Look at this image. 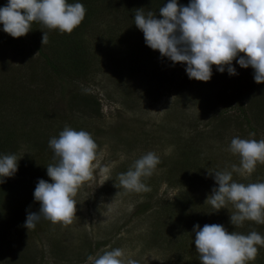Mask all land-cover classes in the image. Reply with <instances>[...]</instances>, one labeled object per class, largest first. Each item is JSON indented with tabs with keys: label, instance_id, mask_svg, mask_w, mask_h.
<instances>
[{
	"label": "rangeland",
	"instance_id": "rangeland-1",
	"mask_svg": "<svg viewBox=\"0 0 264 264\" xmlns=\"http://www.w3.org/2000/svg\"><path fill=\"white\" fill-rule=\"evenodd\" d=\"M77 3L84 5L86 15L71 35L50 30L49 42L43 46L42 36L34 37V31L45 29L35 23L22 38L24 44L5 39L0 44V127L10 136L8 132L20 128L30 133L18 134L12 145L18 149L14 154L18 167L25 170L36 162L46 169L40 179L49 183L51 161L46 160V145L40 141L58 138L65 126L87 131L98 146L93 176L74 196L77 211L70 225L52 224L41 217L29 230L24 227L28 212L40 209L35 190L20 193L13 176L4 178L0 182V264H89L90 255L115 248L124 251L125 264L129 259L137 264H200L194 243L197 224L201 228L219 224L229 233L256 231L264 236V224L245 221L235 227L230 222L236 211L232 204L219 211L205 204L218 187L209 172L240 166V157L229 151L231 140L264 139V84L255 82L254 70L242 68L240 75L232 76L213 65L210 81L190 79L186 64H174L154 50L148 58L140 53L145 38L135 23L131 26L127 13L116 12L107 0ZM127 38L133 41L131 51L139 53V62L149 64L135 67L139 75L144 73L141 78L126 74L133 56L125 46L130 44ZM57 50L77 51L80 59L88 61L86 71L81 74L76 66L74 75H53L48 65ZM114 64L117 67H111ZM240 81L245 93L240 102L243 112L238 103L229 104L235 97L239 101ZM75 93L92 96L99 101V110H86L82 103L68 105ZM148 152L160 161L150 177L142 178L150 191L120 187L119 174ZM106 165L110 171L100 175ZM28 178V173L19 174L18 184L26 186ZM233 180L245 185L263 182L264 164H257L250 176L233 172ZM257 247L259 257L264 247ZM257 260L249 264H260Z\"/></svg>",
	"mask_w": 264,
	"mask_h": 264
},
{
	"label": "clouds",
	"instance_id": "clouds-1",
	"mask_svg": "<svg viewBox=\"0 0 264 264\" xmlns=\"http://www.w3.org/2000/svg\"><path fill=\"white\" fill-rule=\"evenodd\" d=\"M134 11L135 25L143 32L146 45L174 64H186L190 79L210 81L213 65L219 72L227 69L229 75L235 76L233 61H236L241 68L251 67L255 82L264 84V0H190L187 6H180L178 0H168L158 10L162 17L159 19L152 11L146 14L143 9ZM85 15L82 3L69 4L67 0H8L0 8V24L13 38L26 36L35 23L71 35ZM42 31L44 46L49 37L47 31ZM49 147L55 160L47 166L52 183L38 181L34 198L40 209L28 212L24 224L28 230L34 229L41 217L52 224L70 225L77 211L74 196L93 176L98 146L87 131L65 126L58 138L49 140ZM229 151L240 157V166L233 165L231 171L209 172L218 187L212 189L205 204L217 211L232 204L236 211L230 215V222L235 227L245 221L264 224V182L245 185L233 180V172L250 176L257 164H264V139L234 137ZM159 162L155 153L144 154L129 170L119 174V186L127 191H150L142 178L150 177ZM17 171L14 154L0 156V181ZM109 171L106 165L99 174ZM194 232L200 264H249L259 253L257 246L264 247V236L256 231L244 235L229 233L219 224H206L203 228L197 224ZM123 257L124 251L115 248L90 255L87 260L89 264H125ZM127 264L137 262L129 259Z\"/></svg>",
	"mask_w": 264,
	"mask_h": 264
},
{
	"label": "trees",
	"instance_id": "trees-1",
	"mask_svg": "<svg viewBox=\"0 0 264 264\" xmlns=\"http://www.w3.org/2000/svg\"><path fill=\"white\" fill-rule=\"evenodd\" d=\"M78 1L84 2L86 0H67V3L74 4V3H77ZM107 2H108L109 7L113 8L116 12L122 13V15H125V13H127L126 18L131 20L130 24H131V26H134V23H135V21H134L135 11L134 10L143 9L145 14L148 11H152L154 14H157V18L159 19L162 17H160L158 10L164 4H166L168 2V0H107ZM7 3H8V0H0V8L6 6ZM178 3L180 6H187L190 3V0H178ZM138 30H140V29L137 28V31ZM44 31L48 32V37H49L50 32H52V31L47 30V29H45ZM140 32H141L140 37L142 39H144L143 32L141 30H140ZM43 34H44L43 31H36V30L34 31V37H38V36L43 37ZM117 37H119V34H117L115 37H112V40H114ZM22 38L23 37H20V38L11 37L9 34H7L3 31V25L0 24V44L5 42L4 39L7 42L12 41L15 43L24 44V41H23L24 38L23 39ZM127 40H130L129 41L130 44L127 45L128 43H126L125 46L128 47V49L131 51L132 50L131 44L133 41L131 39H128V38H127ZM75 49H77V48H75ZM135 50L138 51L139 48L137 47V49H135ZM139 51H140V53L144 52L145 57L148 58L146 55H148L152 51V49L149 48L146 45V43L144 42L143 47ZM131 54H133V56H132V58H130L128 60L129 65H130V69H129L128 73H126V74H129L131 72L132 76H129V77L137 76V78H141L144 75V73H141V75H139L138 74L139 72H137V70H135V67L137 66V68H140V66H142V65L146 67L149 64H143L142 62H139V60H142V59H139V53L138 52L134 54L131 51ZM55 55L56 56H54V59L50 60V63L48 66H49V69L51 71H53V75H55L56 77H59V76L67 77L69 75H74L76 66H78L79 69L81 68L80 69L81 74H83L86 71L88 61L85 58L80 59L79 53H77V51L73 50L71 53H68L67 51L57 50ZM240 55L242 56L243 54H240ZM132 64L135 66L132 67ZM150 64H151V62H150ZM233 66L235 67L238 75H240L242 68L239 66V64L236 61H233ZM111 67H117V66H116V64H114ZM127 68H129V67H127ZM77 74H78V72H77ZM222 80L226 81L225 78ZM241 85H242V83L240 81V85L237 86V88H236V90L238 91L237 95L240 96L239 101H236V97H235V100L232 97L233 100L230 101L229 104H230V106H233L235 103H238L237 108L243 112L242 103H240V102H241V98L245 97V93L243 92ZM92 98H93L92 96L89 98L88 97L86 98L83 95H80L79 93H75L73 95V97L71 96L69 98L70 103H68V105L69 104L71 105L72 103H82L84 109H86V110H88L90 107L91 108H98V110H99V108H100L99 101H96V100H94V98L93 99ZM76 106L78 108L81 107V105H76ZM39 115L42 116L41 109L39 111ZM35 116H36V113H35ZM73 128L75 129L76 127L73 126ZM21 129L22 128L18 129L19 132H17V133L16 132L14 133V130L11 131L12 133L8 132L9 134L12 135V136H10V135L5 133L6 132L5 128L0 127V156L7 155V154H15L18 151V149H16V150L12 149V145L16 141V136H18V134H20V133L22 136L30 134V133H22ZM75 130H77V129H75ZM47 133H52V130L48 129ZM19 138H21V137H19ZM32 143H33V146L37 145V143L35 141H32ZM40 143L46 145V147H45V154H46L45 156L46 157L45 158H46V160L51 161V162H49V164H52V162L54 160V152L52 151V152L46 153L48 150L49 151L51 150V148L49 147V142L48 141L47 142L40 141ZM42 151L44 152L43 149H42ZM181 162L183 164V167H185L186 164H185L184 160H181ZM18 169L19 170L13 175V177L15 178L16 191L18 189V191L20 193H22V191H26V189L28 190L27 192H31L32 190H35L36 185H37L38 181L40 180V176L42 175L41 171H46V169H42L41 166H38L36 164V162H34V164L28 165V167H26L25 170L21 169L20 167H18ZM21 173H28V176H29L28 179H30V182H27L26 186L25 185L21 186L18 184V177H19V174H21ZM263 182H264V180H263ZM183 222L184 221L181 220L180 224ZM245 230H248V229L244 228V231ZM256 259L260 260L259 261L260 264H264V251H263V254L261 256L257 257ZM3 264H6V262H4Z\"/></svg>",
	"mask_w": 264,
	"mask_h": 264
}]
</instances>
